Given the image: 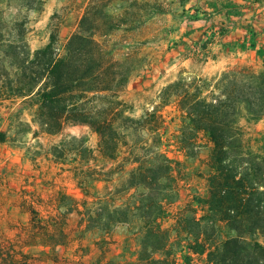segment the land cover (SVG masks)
Here are the masks:
<instances>
[{"label":"rangeland","instance_id":"rangeland-1","mask_svg":"<svg viewBox=\"0 0 264 264\" xmlns=\"http://www.w3.org/2000/svg\"><path fill=\"white\" fill-rule=\"evenodd\" d=\"M203 9L196 0H0V264H136L142 246L156 241L140 234L145 220L113 208L126 211L141 202L144 212L158 215L160 240L170 246L175 264H206L205 256L193 255L185 245L198 231L189 224L201 215L196 201L208 194L212 143L203 123L189 121L192 106L178 103L174 88L165 89L193 82L199 99L232 106L243 140L259 152L264 128L252 126L264 120V67L230 62L213 67L227 28L209 23ZM52 37L59 52L65 46L71 50V77L106 65L115 77L113 92L127 107L122 117L140 119L123 128L156 127L142 139L169 161L168 178L160 182V209L148 206L154 193L129 188L121 172L129 168L122 134L118 159L106 160L88 125L67 123L47 134L38 108L20 97L24 45L34 51ZM231 71L236 83L226 88L221 77ZM247 108L262 114L250 115ZM79 168H87L89 197L103 199L114 219L128 222L107 230L93 226V206H81L84 197L74 176Z\"/></svg>","mask_w":264,"mask_h":264},{"label":"trees","instance_id":"trees-1","mask_svg":"<svg viewBox=\"0 0 264 264\" xmlns=\"http://www.w3.org/2000/svg\"><path fill=\"white\" fill-rule=\"evenodd\" d=\"M25 4L30 10L31 2ZM63 51L59 52L55 47L53 37L34 51L24 45V94L20 97L38 108L42 116L41 126L47 134L58 132L67 123L88 125L99 136V152L106 160L118 159L123 147L118 138L122 134L129 168H123L121 172L126 173L129 188H142L148 195L154 193V198H147L150 200L148 206L160 209L159 198L163 193L160 182L168 178L169 161L158 148L151 147L142 139L154 134L156 127L151 130L130 126L123 128L124 123H136L140 119L122 117L127 107L113 92L115 77L107 74L106 65L101 64L97 69L71 77V50L65 46ZM234 74L236 71L222 75L221 82L226 83L224 87L235 85ZM196 82L199 84L202 81ZM192 83L188 86L174 82L165 89L174 88L178 103L184 107L192 106L188 113L189 121L203 123L202 131L212 143L208 194L196 201L201 215L197 220L190 219L189 224L197 227L198 231L185 247L193 255L205 256L206 264H264V147L259 152L253 151L243 140L245 134L238 124V112L225 102L216 105L199 99V87ZM189 87L193 89V95ZM233 90L234 87L230 94H226L229 100L233 97ZM246 112L250 115L262 114L250 108ZM130 129V134L121 133ZM132 135L138 136L139 140L127 139ZM2 138L1 135L0 142H3ZM79 169H74V176L84 197L81 206L89 209L93 206V226L107 230L119 222H128L126 218L123 221L114 219L111 212L103 207V199L92 200L89 197L87 168ZM141 203L126 211L117 206L113 208L116 214H132L145 220L140 234L145 240L156 241L142 246L136 264H175L171 259L173 253L170 246L160 240L156 226L158 215L152 217V213L144 212L147 206ZM47 244L44 243L54 247L58 243Z\"/></svg>","mask_w":264,"mask_h":264},{"label":"crops","instance_id":"crops-1","mask_svg":"<svg viewBox=\"0 0 264 264\" xmlns=\"http://www.w3.org/2000/svg\"><path fill=\"white\" fill-rule=\"evenodd\" d=\"M196 1L204 3V15L209 23L227 28L216 46L217 53L211 62L213 67L227 62L264 67V0ZM262 128L264 120L252 126L256 131Z\"/></svg>","mask_w":264,"mask_h":264},{"label":"built area","instance_id":"built-area-1","mask_svg":"<svg viewBox=\"0 0 264 264\" xmlns=\"http://www.w3.org/2000/svg\"><path fill=\"white\" fill-rule=\"evenodd\" d=\"M216 35H217V37H220V36H219V35H220V33H219V32H217V33H216Z\"/></svg>","mask_w":264,"mask_h":264}]
</instances>
